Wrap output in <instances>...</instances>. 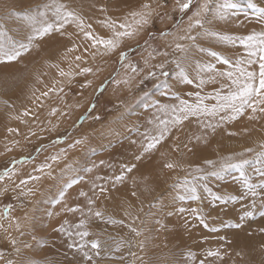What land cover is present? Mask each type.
I'll return each instance as SVG.
<instances>
[{"label": "rangeland", "instance_id": "374dc122", "mask_svg": "<svg viewBox=\"0 0 264 264\" xmlns=\"http://www.w3.org/2000/svg\"><path fill=\"white\" fill-rule=\"evenodd\" d=\"M29 2L32 3L31 0H0V32L3 30L13 36H23L24 31H22V27L24 23L26 24V21H24L21 17L13 15L12 13L24 12L29 9L34 10L36 5L46 4V0H40L38 3L32 4H30ZM58 2L65 4L69 10L74 11L77 15L82 17L85 25L91 24V26L92 22L90 20V17L85 14L83 9L96 10L97 14L100 16L98 18L99 20L102 18L106 19L108 17L112 18L111 13L116 10L123 11L125 12V15H127L129 12L134 10L137 5L144 2L150 3L151 6L156 9V11L152 16V22L148 26H146L144 30H142L143 33L141 31L135 38L126 39L124 42H122V44L116 51L109 53V56L97 54L94 60L95 65L92 68V72L86 73L83 78H79V75H73L72 80L70 77V81H66L64 83L66 87L63 88L62 92H50L51 98L49 101V106L51 107L48 109L45 115H42L44 116L42 117L43 122L39 123L38 125L33 124V126H30L31 128L29 127L27 129H24V131L21 133V129L19 130L17 129L18 127L7 122L9 121V118L19 117L20 115H23L26 110L30 111V104L21 101L20 98L25 99L26 93L30 95L32 93H35L37 90L38 92L35 94H37L38 97L41 92L47 91L48 88H52L54 86L53 82L57 81V79V82L60 83H57L55 87L59 88L64 86L63 78L65 80H68L69 77H61L59 75V69H63L66 72L70 69L71 71H73V69H77L78 72V68L76 67V65L83 60L77 61L75 60V57H85L90 51H92L89 47V42L85 40L84 37H81L80 34L73 33L78 29L75 22L69 23L68 28H66V26L64 27V29L62 30L64 33L63 35H61V32L52 31L51 33L55 34V36L57 37L59 36L56 34H59V38L65 40L67 44L71 46V48L73 47V44L77 45L76 50L72 51V54L75 55V65L69 68L68 66H64L65 64L58 59L61 55H64L66 51L63 48L61 50L60 44H57L55 45V47H50L51 50H47L46 52L51 53L52 49L56 50L54 53H51L53 58L51 57V59L47 61V64L44 65L45 70H47L48 81L46 79H43L42 85L37 86L38 81H36V79L38 80V78L31 79V81L28 80L30 79L29 77L27 78L26 83L25 79L24 81H19L18 83L20 85L15 84L14 86H6L4 84H0V109H3L2 111L0 110V115L2 114L0 129L2 130V134H4L2 137L4 138V140L1 142L5 143L8 141L5 144H0V146L2 147V150L0 149V172L7 168H14V177L18 180L19 184L21 179H26L30 175L39 176V171H32L36 169L35 166H32L33 164H35V161L40 165L41 163H44L47 158L51 157L54 154H60V158L57 161L47 159V162L51 164V167L54 163H56L55 166L51 171H49L50 173L46 172V170H49L48 168L44 169L43 171L47 174L44 176L43 173L40 176L55 177L59 175L60 173L56 170L64 168L65 164H69V161H75L72 165H75L82 161L85 162V160L87 162L88 153L90 154L92 150L91 144L88 146L89 148L86 146L85 148H83V144H86V142L89 141L94 143L95 140H98V136H100L101 138L104 133H109V136H111L114 134L113 132H115L117 128L120 129V127H122L123 129L127 127L121 125H123L124 123L127 124L133 122V117H136V115L133 114L131 115L133 116L132 119L129 118L127 121V118L125 119L120 115L122 114V111L127 108V106L135 104L137 100H139V98L141 100L143 97H146L150 94H159L164 92L165 87H163V82H169L175 70L176 64L173 61V54H179L175 51L169 53L167 57H162V60H159L158 62L152 64H159L163 60L169 61L165 65V70L170 73L168 77L160 76L158 69H156L157 76L153 78L145 79L146 73H136L140 76L138 77V80L132 83L133 86L131 84L132 91L128 95L122 91L118 95L109 97L110 91L114 86L122 67L130 63L136 65L138 69H144L146 51L150 52L152 51V49H155L156 52L162 53L165 52L167 46L172 45L171 42L173 37L162 36L161 33L178 31L174 27L176 22L183 20L185 24L188 21V16L192 14L191 9L182 14L179 10L178 0H84V2L82 3L83 9L80 7V5L79 9L76 8L78 6L77 0H58ZM256 2L260 6H264V0H256ZM157 5H160V7H157ZM112 6L116 7L111 8ZM194 7L195 4L192 6V8ZM50 15L51 14H49V16ZM167 19H169L168 22ZM235 19L239 23L240 27L232 29L233 35L249 34V29L252 28V24L257 22L256 19L251 16V13H249L248 16L240 14L239 17ZM217 23L218 21H215L212 24H206L205 27L210 28L213 31L222 32V28L217 26ZM91 31H93L94 34L97 33L93 26L91 27ZM197 31H199V29H197ZM75 34L77 35V37H75L76 40H72V38H74L73 35ZM145 41H147L148 43L146 44ZM199 44L204 49H211L212 51H215L230 60L234 61L236 59V56L234 55V57H232L230 52L220 51L214 47L207 48L208 44L203 41H200ZM86 47H89L88 52L84 51V48ZM121 52H127L128 54L127 59L123 62H121L120 60ZM159 57L161 56L156 55L155 52L153 53V58ZM187 57V60H184V57L180 60L184 61L185 67L187 68L188 72L192 71V68H194L197 61L201 62L202 59H205V55L199 52L195 53V51L187 53ZM47 65H49L48 68ZM73 72L75 73V71ZM41 73L43 77L44 73L42 71ZM22 83L24 84L22 85ZM19 86H23V88ZM27 87H30V90ZM158 87L163 88L158 89ZM26 88L28 90H26ZM55 97L58 99H56ZM30 98L31 97H29V99ZM128 100H133V103L127 105L126 101ZM53 108L60 109H58L59 111L57 110L55 115H48ZM37 114L38 113H36L35 115L37 116ZM38 116L40 117L39 114ZM122 119L124 120V123L120 122L122 121ZM114 123H116L117 126H114ZM1 124L3 125L2 128ZM256 125V123L253 124L254 131L251 134L252 137L250 139H245L244 137H239L236 139L227 137V141H224L222 145H220V142H216L211 154L206 155L201 159L203 161L205 159L217 160V157H227L228 155H232L235 153H242L246 148H253L256 151H260L261 145H264V126L261 125L259 128H256ZM8 129H13L16 133L14 131L10 132ZM98 131L99 135L97 133ZM104 137L105 136H103V139ZM9 138L10 140H13V142L10 141ZM183 138L179 139L178 137H176V140L183 141ZM77 140L82 141V143L75 144ZM9 142L11 143L8 144ZM185 143V141L182 143L175 142L174 148L180 145V147H182L183 149L184 147H186ZM71 144H75V146L70 148L69 145ZM220 146L221 148H219ZM38 149H40V151H37ZM61 149L65 150L63 155H61L60 153ZM178 150L180 152H183L179 148ZM73 151H75L76 155L72 157V153L69 152ZM65 152L67 155L65 154ZM224 153L229 154L227 156H222ZM191 155H193V157H190ZM250 155L252 154L245 153V158H247L248 156L250 157ZM61 157H63V159ZM71 157H75V160H72ZM195 157L198 158L196 151H193V153L190 152L187 156V158H189V161H180L179 158H176V163H179L184 167L174 168L173 175H177V178H183L190 171V169L188 168L189 165H200L201 167L205 168L206 166L203 164V162L198 161ZM13 161H18L19 163L13 164ZM255 167H259V165H249L247 166L246 171L251 181L253 183L259 184L261 178L254 172L253 169ZM209 170L211 169L209 168ZM177 178L175 180V183L177 181ZM30 182L32 183L33 180H29L28 182V185H31L32 187L33 184H30ZM211 182H214V184H212ZM207 184L213 192L217 193L221 197H236V199H228L226 201L214 200L211 197L207 196V194H205L201 190L200 195L202 199L200 201H190L187 199L181 200L178 193L183 194V190L172 188L171 190L167 192L164 191L165 193L163 192L161 194L157 191H160L159 188H153L154 191H152V195H150L149 198L156 199L154 203H152V207L155 206V210L150 216L152 221L150 222V227L145 224V218L149 215L151 209H148L143 213V208H141L139 212L134 214L140 215L139 221L141 223L132 220L129 221V218L126 219V217H133L134 215L127 212V215L126 213H124V218L121 220L123 221V223H119V226H117L118 222L112 223L111 219L114 218L112 217L111 219H109L110 217H106L107 212L103 210V217L92 216L90 218L89 229L90 231H93L94 227L92 229L91 227L96 226L94 230L96 232H93L97 234V237H90V239L88 240L102 241L100 242L101 246L98 250H93L91 249V247H88V253L91 256V260L87 258V260L80 261V258H77V260L73 262L70 261V263L60 258L57 259V264H200V262L203 261L202 259L209 257L207 255L209 250H218L219 252L221 251V258L227 263L235 262L237 260L245 258L247 254V248L252 245L251 240L261 238L264 233V231H261V229H264V193H261L260 189L258 188V195L256 196L257 198H254L250 195H245L246 189L239 179V173L236 171H230L229 173H226L223 179L208 177ZM21 188H23L24 190ZM25 188L26 186L19 187L18 190L16 189V194H14V191H12V193L11 191L9 192V190L5 191L6 193H8V195H4V197L3 192H0V216H2L0 217V219L3 220V216L5 219V215L7 213H11L13 208L15 210L16 207L19 209L29 210L26 217L30 219L23 221L24 224L22 223V221H19L22 223V226L18 222L19 227H16V232L22 231L20 232L22 234L32 232L31 229L34 223L37 221V216L35 215H38L40 213L38 210L40 209L39 203L38 205L33 204L32 201L28 199L29 197H27V195L22 196L19 194L20 191H25ZM165 196L166 203L158 204L157 207V203H159ZM137 198L139 200L141 198L143 199L148 197L142 194L139 195V197L137 196ZM248 199H251L253 204H248ZM8 205H11L12 207L7 211V213H5L6 206ZM34 208L37 211L31 213L35 217L33 215L31 216L30 214L31 210L34 211ZM180 208H184L188 211L180 212ZM192 208H199L202 210V214L205 217V222L209 225L208 228H205L202 224H200L199 219L191 213L190 210ZM100 210L102 209H99V211ZM248 211L252 212L253 215L243 217V214ZM241 217H243V219H241ZM32 218L36 219V221L33 220V222L30 223V220H32ZM127 223L128 225L132 224L131 227L136 228L139 232V235L132 232ZM25 224L27 226V231H25V229L23 228ZM237 224H239L240 226L236 227ZM191 225L192 228L194 226V231L192 230V228L187 231L186 229ZM213 227L217 230L211 231L210 229ZM146 230L150 232L152 238H150V236L146 233ZM97 232H99L100 235ZM163 232H165L166 234L164 233L163 235ZM194 233L196 234V238L192 240L190 236L194 235ZM102 236H104L103 238L105 239H109L107 241L101 239ZM8 239L9 238L6 236L4 240L0 242L1 258H9V256H12L13 254L11 239ZM189 240L190 242L187 243V241ZM199 240H205L209 244L204 245L201 249H197L195 243L198 244ZM259 242L260 240H258V243ZM46 245L48 246V244L44 243L42 247H45ZM13 246H15V248L17 247V245ZM34 246L36 248L37 245L34 244ZM97 251L99 254H97ZM258 251L259 250H257V252ZM42 252L43 253L41 254L43 256L40 255L41 260H46L49 262L48 255L50 256L52 254L47 252L44 253V251ZM189 253H193L194 256L190 257L188 255ZM44 254H46V256H44ZM42 261H40V263H42ZM46 261H43V263H53H47ZM56 262L54 261L53 264H56Z\"/></svg>", "mask_w": 264, "mask_h": 264}, {"label": "bare ground", "instance_id": "6f19581e", "mask_svg": "<svg viewBox=\"0 0 264 264\" xmlns=\"http://www.w3.org/2000/svg\"><path fill=\"white\" fill-rule=\"evenodd\" d=\"M31 1H32V3H38L40 0H31ZM77 1H78V6L76 8L79 9V5L82 8V3L84 2V0H77ZM117 1H124V0H117ZM48 2L50 3L51 0H46V3H48ZM29 3L32 4L31 2H29ZM144 3H142V4H144ZM142 4L137 5L134 8V10H138ZM115 7L116 6H112L111 8H115ZM83 11L85 12V14H87L90 17V20L92 22V26L97 31L96 34H99V35L105 36V37L110 35V31L107 28H105L101 23H99V21H103L105 19L102 18L99 20L98 18L100 16L97 14L96 10L83 9ZM111 16H112V19H118V20L122 21L126 15H125V12L116 10V11L111 13ZM49 19H51V15L49 16ZM168 21H169V19H167V22ZM186 24H187V22L184 25H186ZM216 25L222 28V32H227V33H231V34L233 32L232 29L240 27L239 23L236 21L235 18L227 20V21H218V23ZM65 26H66V28H68V24ZM251 27L252 28L249 29L250 32H252L254 30L255 31L264 30V25H261L258 22L252 24ZM0 30H1V28H0ZM85 30H87V28ZM22 31H24L23 36H18V35L13 36V35H10L9 33L5 32L3 30L1 32H4L7 36L12 37L13 39L26 42L27 36L31 34V29L29 28L27 23L26 24L24 23V25L22 27ZM73 33L80 34L81 37H84L83 33L80 32L79 28L76 31H74ZM142 33H143V31H142ZM76 34L73 35L74 38H72V40H76V38H75V37H77ZM56 35H58L60 37L59 34H56ZM59 37L55 36V34L49 33L48 35H45L42 38L35 39L33 41L32 47L29 49V51L23 53L16 60H14V61H0V84H4L6 86H11V85L14 86L15 84L20 85L18 83L19 81L21 82V81H24V79H25V83H26V80L29 77H30V79H28V80L38 78V80L36 79V81H38L37 86L42 85L43 79L44 80L46 79L48 81L47 70H45L44 65L47 64V61H49L51 59V57H52L51 53H54L56 50L52 49L51 53H46V52H47V50H49V51L51 50L50 47L51 48L55 47V45H57V44H60L61 50L63 48L66 51V53H64V55H61L58 59L65 64L64 66H68L69 68L74 66L75 65L74 64V56L75 55L72 54V52H68V49L71 48V46H69L65 40H62ZM200 41H203L206 44H208L207 48L214 47L220 51L230 52L232 57H234V55L236 56V59L244 53V49L241 46H239V45L234 46L232 44L223 43L214 37H200L196 41V43L198 45H200L199 44ZM89 44H90V42H89ZM91 50L92 51H90L85 56V59L82 62L78 63L80 65V68H83V67L93 68L94 67L95 58H93L91 56V52L96 51V50L95 49H91ZM165 51L168 53H172L174 51V46L173 45L167 46ZM193 51H195V53L199 52V53H202L203 55H205V59H202L200 62L202 64H206V63L210 62L212 64H215L216 68L221 70V71L227 70L229 68V66L224 65L221 61L211 57V55L209 54L208 51L201 52V51H199V49L193 48L190 52H193ZM148 53L149 52L146 51L145 59L148 57ZM178 53L179 54H177V55L173 54V58H174L173 61L180 60L185 55V54L180 53V52H178ZM45 54H47V55H45ZM109 55L110 54H108L106 56H109ZM159 60H162V56L159 58H152L151 60H149V64L152 65L155 62H158ZM48 67H49V65H47V68ZM175 68H176V66H175ZM79 70L80 69L78 68V72H79ZM41 71L44 73L43 77H42ZM73 71L77 72V69H73ZM146 72H147V70H145L144 73H146ZM85 74L79 75V78H83L85 76ZM189 75H190V77H192L195 80V78H196V64H195L194 68H192V71H189ZM139 76H140L139 74L133 73L130 68H127L125 66L122 67L121 72L119 73V75L116 79V81H119V83L115 82L114 86L112 87V89L110 91L109 97H113L115 95H118L122 91L128 95L132 91L131 84L133 82H135L136 80H138ZM63 80H64V82H63L64 86H62V87L64 88V87H66L64 83L66 81H70V78L68 80H65L63 78ZM71 80H72V77H71ZM57 81H58V79H57ZM124 81H127V83H125ZM167 83H168L169 87L167 89L165 88L164 92L159 93V94H157V93L150 94V95L143 97V98L141 97L142 98L141 100L139 98V100H137V102L135 104H133L131 106H127V108L122 111V114H120V115L125 119L127 118V121L129 118L132 119L133 116H131V115H133V114L136 115V117H133L134 119H133V122H131V123L125 124L123 122L124 121L123 119H122V121H120L121 119L119 120L120 122L124 123V124L122 123L123 125H121V126H127V127L123 128V129H122V127H120V129L117 128L115 130V132H113L114 134L111 136H109V133H104V135H102V137H101L102 139L100 138V136H98L100 138V140H99V138H97L98 140L94 139L95 140L94 143L89 141L90 143L86 142V144H83L82 145L83 148H85V146L88 147L91 144L92 150H91L90 154L88 153V156H87L88 161L87 162H86V160H85V162L79 161L80 163L72 165L75 161L74 162L69 161L70 165L65 164V166L63 165L64 168L56 170L60 173L59 175H57L55 177L54 176H52V177L40 176L43 173L45 176L49 171H51L56 164V163H54L49 170H46L47 173L44 171L43 172L39 171L40 179L34 180L32 183L30 182V184H33L32 187H31V185H28V184L26 185L25 191H27V189H29V188L32 189L31 194L27 195V197H29L28 199L31 200L33 204H37V205H38V203L40 204V209H38L40 213L38 212L39 214L35 215V216H37V221H36V219H33V218H32V220H30V223L33 222V220L36 221L34 223V225L32 224L33 227L31 226L32 229H34V230L31 229L32 232L29 230L31 233L27 232L26 234L20 233L22 231L16 232L17 231L16 230V224L19 221H22V223H23V221L30 219V218L28 219L26 217L29 210L19 209L16 207L15 210L13 208L11 213H7L5 215V219H4V216H3V220L0 219V225H2V227H0V242H2V240H4V238L7 236L9 239H11V245L13 247V254L11 253L12 256H9V258L8 257L7 258L6 257H4V258L0 257V264H7L8 261H12L13 264H42L43 261L44 262L46 261V260L42 261L40 258L41 256H43L41 254V253H43L42 251H44V253L47 252V253L52 254L50 256L48 255L49 262L46 261L47 263H50V262L54 263V261L56 262L57 259H60V258L66 262H70V261L73 262V261L77 260V258H80V261L81 260H87V258L83 255V252L78 247H71V248L69 247V244L72 243V239L66 233H62L59 231L60 225L65 220H67L70 225H75L76 223H78L79 219L81 218L79 212L72 213V212L63 211L62 209H64L65 205H67V207H74L76 205H80L81 208L85 209V215L87 216L88 215L87 214V207H89L87 204V200H88V198H92L94 200V205L91 206V207H93V210L95 211V210L102 209V210H100L101 212L103 210L106 211L107 212L106 217H110V218L113 217L116 221H118L117 226H119V221H121L124 218L123 215L126 212L134 215L135 213L139 212L141 210V208H143V211H142L143 213L146 210L151 209V212L145 218V222H146L145 224L150 227V222H152L150 216H151L152 212L155 210L154 209L155 206L152 207V205H153L152 203H154V201L156 199V198H149L150 195H152V191H154L153 188H155V189L159 188L160 191L159 190H157V191L161 194L164 191L167 192V191L171 190L172 188H174L173 185L175 184V180L177 178V175H173L174 169H169V168L165 167L166 163L176 162V158H179L180 161H185V160L189 161V158H187V156L190 152L193 153V151H196L197 156H198V158H196V157L195 158L198 161L203 162V160L201 158H203L206 155L211 154L213 147H214V144L216 142H220V145H222L224 143V141H227V139H226L227 137H232L234 139L239 138V137H244L245 139H250L252 137L251 134L254 131V128H253L254 123L257 124L256 128H259L261 125L264 126V114L257 113L256 114L258 117L257 119H249V116L251 115L250 110H247L243 116L238 117L236 120L221 122L220 125L217 126L214 131L212 128H205L199 122L200 118L192 117L189 120L184 121L183 124L179 128L173 129L171 131V133L160 144H158L154 150H151L149 152H143V149L141 147V141H143L144 137L142 136V134L145 132L146 129H153L154 128V124L150 123V121H153L157 115H159V116H161V118H163V114L158 113L157 109L155 107V104L157 102L159 104H162V105L177 104L178 100L176 99V96L172 95V93L178 94L180 96V98L187 99V100H193L194 97L189 96L188 95L189 93H192L195 91H201V94L204 95L206 93L213 92L214 89H219L220 84L221 83H227V81H226V79L225 80H218L215 84H207L202 89H197L196 83H193L190 85L180 83L176 77L175 70H174L171 80ZM23 84L24 83H22V85ZM72 85H73V82H72ZM1 86H3V85H1ZM132 86H133V84H132ZM19 87L23 88V86H19ZM163 87H161V88H163ZM27 88L29 89L30 87H27ZM27 88H26V90H28ZM161 88L158 87V89H161ZM166 91L169 93L168 95L164 94ZM37 92H38V90L35 93H37ZM35 93L30 94L31 96L28 93H26L25 94L26 100L24 98H20L21 101H24V102L30 104L29 108H31V109L29 112L31 114L30 115H20L19 118H17V117L9 118V121H7L8 123L18 127L17 129H19V130L21 129L20 133L23 132L24 129L29 128L31 125L33 126V124L38 125L39 123H42L43 122L42 117H44L42 115H45V113L51 107V106H49L51 93L49 94L48 97L41 98L40 101H36L34 103L33 101H34L35 97H37V94H35ZM28 96L31 98L29 99ZM129 97H130V95H129ZM56 99H58V98H56ZM132 101L133 100L126 101L127 105L132 104L133 103ZM206 102L207 103H213L214 101L208 100ZM41 103H42V106H41ZM56 109L58 110L60 108H56ZM0 110L2 111L3 109H0ZM36 113H38L40 115V117L38 116V114L36 116L35 115ZM1 115H0V122H1V118H2ZM48 115H50V114H48ZM217 120H218V117L216 119H212L211 123L216 124ZM87 122H89V121H87ZM114 122H117V121H114ZM208 122H209V120L206 119L205 123H208ZM115 125H116V123H114V126ZM2 126L3 125L1 124V128H2ZM16 127H15V129H16ZM27 132H29V131H27ZM32 132H34V131H32ZM97 133L99 135V131ZM12 134H13V132H12ZM3 135L4 134H2V130L0 129V142L4 140V138H2ZM8 136H9V134H8ZM32 136H34V135H32ZM103 136H105L104 139H103ZM14 137H16V136H14ZM176 137H178L179 139L183 138V137L184 138L182 139L183 141H181V140L179 141V140H176ZM197 137H199V139H197ZM32 138H35V137H32ZM108 139H109V141H108ZM9 140H10V138H9ZM10 141L13 142V140H10ZM184 141L186 142L185 143L186 147H184L182 149V147H180V145H179L176 147L177 149L174 148L175 142L182 143ZM7 142H5V143H7ZM40 142H41V140H40ZM2 143H4V142H1L0 144H2ZM10 143L11 142H9L8 144H10ZM84 143H85V141H84ZM178 148L181 149V151H183V152H180L178 150ZM219 148H221V146ZM0 149L2 150L1 146H0ZM222 152H223V150H222ZM69 153H72V155L70 154L72 157L74 155H76L75 151L69 152ZM63 154H64V152L61 155H63ZM65 154H66V152H65ZM228 154L229 153H224L222 156H227ZM81 156H83V155H81ZM137 156H139L140 158L136 159ZM190 157H193V155H191ZM41 158H42V156H41ZM61 158L63 159V157H61ZM74 158H72V160ZM218 159H219V157H217V160ZM213 160H215V159H213ZM101 161H104L105 163L101 164L100 163ZM38 165H39L38 162L35 161V164H33L32 166H35L37 168ZM93 165H96V167H92ZM122 165H127L129 167H131L132 165H135V167L132 169L131 172H128L126 169H124L125 179L122 182H116L114 180V177L121 174V171H122L121 166ZM207 167L208 166H206L205 168H207ZM88 168H92V171H90V172L87 171ZM32 171H34V170H32ZM17 172H18V170H17ZM251 173H252V171H251ZM11 179H9L8 177H5L4 180L0 181V192H3V197H4V195H8V193H6L5 191L9 190V192L11 191V193H12V191H14V194H16V189L18 190V188L16 187V185H19L18 180L15 179L14 175L11 177ZM23 180H24V178H23ZM74 180L76 182L72 183V181H74ZM211 183L214 184V182H211ZM68 184H71V187H66ZM94 184L96 185L95 188L93 187ZM101 187H103L105 189V191L102 194L100 192ZM21 189H23V188H21ZM61 191H64V198L61 202L57 203L56 201L59 200ZM81 191L85 192L87 194V196H81L80 195ZM133 193H135V195H133ZM142 194L147 196L149 199L148 198H143V199L141 198L138 200L137 196L139 197V195H142ZM166 196L163 197L159 203H157V205H156L157 207H158V204L166 203L165 202ZM247 202H248V204H250V203L253 204L251 199L250 200L248 199ZM262 203H263V201H262ZM186 205H188V204H186ZM33 210L34 211H32V210L30 211L31 216L33 215L32 214L33 212L37 211L35 208ZM49 213H52V215H49ZM56 213H59V214L57 215ZM34 214H36V213H34ZM139 216H140L139 214L134 215L133 217L129 216V217H126V219L129 218V221L132 220V221H136V222L141 223L139 221V218H140ZM0 217H2V216H0ZM38 217H39V219H38ZM125 221H127V220H125ZM19 223H20V225L22 224L21 222H19ZM127 225H128V223H127ZM29 226H30V224H29ZM89 227H90V219L88 220V223H87V230L91 233V235L89 237H87L86 240L90 239V237H97V234L94 233V232H96V231H94L96 226L91 227V229L94 227L93 228L94 232L90 231ZM23 228L25 229V231H27L26 230V228H27L26 224ZM191 228H192V225L189 228H187L186 230L189 231ZM193 228H194V226H193ZM193 228H192V230H193ZM21 230H23V229H21ZM74 230L75 229H73V231ZM97 233L100 235L99 232H97ZM146 233L150 236V238H152L150 232H148L146 230ZM164 233L165 232H163V235H164ZM104 236H102L101 239H104L107 241L109 238L105 239V238H103ZM190 238H192V240H194L196 238V234L194 233V235L190 236ZM76 239H77V242H79V238H76ZM13 240H15V242H16L15 244L12 243ZM258 240H260L259 243H258ZM100 242H102V241H100ZM189 242H190V240L187 241V243H189ZM44 243L48 244V246L46 245L45 247H42V245ZM34 244L37 245L36 248H35ZM195 244H196L197 249H201V248H203L204 245L209 244V243L205 240H199L198 244L197 243H195ZM251 244L252 245H250L247 248L246 257L241 259V260H237L235 262H228V263L225 262L221 258V256H222L221 251H220L221 256L219 258L209 256V257L204 258L202 260L204 261V264H259V261H260V264H264V233H263L261 238L252 239ZM13 245H17V247L15 248V246H13ZM20 246H21V248H20ZM22 248H23V250H22ZM193 248H195V247H193ZM88 250H89L88 248L85 249V251H88ZM257 250H259V251L257 252ZM44 256H46V254H44ZM14 257H15V259H14ZM259 257H260V259H259ZM40 261H42V263H40ZM56 264H57V262H56Z\"/></svg>", "mask_w": 264, "mask_h": 264}, {"label": "snow or ice", "instance_id": "6c2138e0", "mask_svg": "<svg viewBox=\"0 0 264 264\" xmlns=\"http://www.w3.org/2000/svg\"><path fill=\"white\" fill-rule=\"evenodd\" d=\"M180 12L186 13L191 9L192 14L188 16L187 24L184 25V21H177L175 28L178 30L176 32H163L162 36H172V45L174 46V51L185 54L184 60H187V53H189L193 48L199 49V51H208L209 54L221 61L224 65H228L227 70L221 71L216 68L215 64L206 63L202 64L199 61L196 62V78L195 80L190 77L185 63L183 60H175L176 68L175 74L180 83L193 84L196 83L197 89H202L207 84H215L218 80H225L227 83H221L219 89H214L213 92L201 94V91H195L189 93V96L194 97L193 100H187L180 98L176 93L172 95L176 96L178 100L177 104L172 105H162L158 102L155 104L158 113L163 114V118L157 115L153 121L150 123L154 124L153 129H146L142 134L144 137L141 141V147L143 152H149L154 150L158 144H160L173 129L179 128L184 121L189 120L192 117L200 118L199 122L205 128H212L213 131L221 122L236 120L238 117L243 116L247 110L251 111L249 119H257V113L264 114V30L252 31L247 35H233L227 32L213 31L210 28H206V24H212L215 21H227L233 18H238L240 14L251 16L256 19V21L264 25V6H260L256 0H178ZM195 4V7L192 6ZM160 7V5H157ZM154 9L150 3L145 2L140 6L138 10H133L129 12L123 20L112 19L111 17L106 18L103 21H99L105 28L110 31V35L105 37L99 34H94L91 31V24L85 25L82 17L77 15L74 11H71L63 3H59L58 0H51L50 3L43 5H36L35 9H29L24 12H13L12 14L21 17L26 21L27 25L31 29V34L27 36V41L15 40L10 36H7L4 32H0V61H14L20 57L23 53L29 51L32 47L33 41L37 38H42L48 35L52 31L61 32L63 35V29L65 25L75 22L76 26L79 28L80 32L83 33L85 40L89 41V47L95 49L96 51L91 52L93 58L97 54L107 55L116 51L122 42L126 39L135 38L146 26L152 22V16L155 13ZM49 14H51V19H49ZM182 25H184L182 27ZM89 30H85V29ZM199 29V31H197ZM195 33V34H194ZM200 37H214L220 42L239 45L244 49V53L237 59L230 60L227 57H223L219 53L212 51L211 49H204L196 43ZM147 44L148 42L145 41ZM89 47L84 48L85 52L89 51ZM77 45L73 44L72 48L68 49V52L76 50ZM156 55L167 57L168 52H156L152 49L148 53V57L145 59V68L138 69L134 64L124 65L130 68L133 73L146 72L145 79L153 78L157 76L156 69L159 70V75L163 77H168L169 72L165 70V65L169 62L163 60L159 64L150 65L149 60L153 58V53ZM127 52L120 53L121 62L127 59ZM84 56H76L75 60L82 61ZM79 68V72H73L71 69L69 71H64L59 69V75L61 77H72L73 75H82L85 73L92 72L91 67L80 68V65H76ZM119 83V81H115ZM127 83V81H124ZM57 81L53 82V87L48 88L47 91L41 92L40 96L35 97L34 103L40 101L41 98H46L49 96L50 92L58 91L62 92L63 87H55ZM164 87L167 89L169 86L167 81H164ZM168 95L166 91L164 93ZM212 100L213 103H207L206 101ZM42 106V103H41ZM57 109L53 108L50 115H55ZM29 111H25L23 115H30ZM218 120L216 124L211 123L212 119ZM19 118V117H17ZM209 120L205 123V120ZM9 131H14L9 129ZM199 139V137H197ZM82 143V141L77 140L75 144ZM135 143V142H134ZM75 144L69 145V147H74ZM37 151H40L38 149ZM65 150L61 149L62 154ZM245 153H251L252 155L245 158ZM60 158V154H54L47 158L52 161H57ZM140 157L137 156L136 159ZM41 163L37 166L34 171L43 172L44 169L51 168V164L47 162ZM19 163L18 161H13V164ZM105 163L104 161L100 162ZM203 164L208 166V168L201 167L200 165H189L190 171L183 177L177 178L176 183L173 185L174 188L183 190V194L178 193L181 200L187 199L190 201H200L202 199L200 192L201 190L214 200H228L236 199V197H221L217 193L213 192L212 189L207 184L208 177H216L223 179L226 173L230 171H236L239 173V179L246 189L245 195H250L256 197L258 195L257 189L259 188L261 193H264V145H261V150L256 151L253 148H246L242 153H235L227 157H221L218 160L205 159ZM259 165L255 167L254 172L261 178L260 183H253L247 174L246 168L249 165ZM92 167H96L93 165ZM135 165L131 167L127 165H122L121 174L114 177L116 182H122L125 179L124 169L131 172ZM165 167L169 169L183 168L184 166L176 162H168ZM209 168L211 170H209ZM87 171H92V168H88ZM15 175L14 168H7L0 172V180H4L5 177L11 179ZM39 176L30 175L24 180L20 181L17 188L21 186H26L29 180H39ZM76 181H72L75 183ZM66 187H71L68 184ZM95 188L96 185L94 184ZM105 191L103 187L100 188L101 194ZM32 189H27V191H21L20 195L31 194ZM81 196H87L83 191L80 192ZM135 195V193H133ZM64 198V191L60 192V198L56 202L59 203ZM87 204V216L85 215V209L81 208L80 205L74 207H67L65 205L63 211L80 213V219L75 225H70L67 220H65L59 227V231L66 233L71 239L72 243L69 247H78L83 255L91 260V256L86 248L91 247L93 250H98L101 246L99 240H86L91 233L87 230L88 220L92 217H103V213L99 210H93L92 205H94V200L88 198ZM11 205L6 206L5 213L11 208ZM180 212L188 211L184 208L179 209ZM191 213L199 219L200 224L205 228L209 225L205 222V217L202 214V210L199 208H192ZM57 215L59 213H56ZM52 215V213H49ZM127 215V213H126ZM253 215L252 212L248 211L243 214V217ZM241 217V219H243ZM111 219V218H109ZM112 223H117L118 221L111 219ZM123 223V221H119ZM240 225L237 224L236 227ZM2 227V225H0ZM16 227H19L17 223ZM131 231L139 235L136 228L131 227ZM73 229H75L73 231ZM211 231H216V228H211ZM264 231V229H261ZM79 238V242L77 239ZM15 244V240L12 241ZM97 254L98 251H97ZM193 257V253L188 254ZM210 257H220L221 254L218 250L211 251L207 253ZM7 264H13L12 261H8ZM200 264H204L201 261Z\"/></svg>", "mask_w": 264, "mask_h": 264}]
</instances>
